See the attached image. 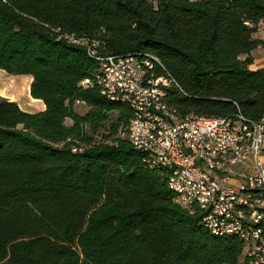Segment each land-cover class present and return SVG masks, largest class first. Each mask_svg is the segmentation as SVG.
Wrapping results in <instances>:
<instances>
[{"label":"trees","instance_id":"16d2710c","mask_svg":"<svg viewBox=\"0 0 264 264\" xmlns=\"http://www.w3.org/2000/svg\"><path fill=\"white\" fill-rule=\"evenodd\" d=\"M258 31L264 0H0V69L31 75L44 104L30 112L0 96V264H249L243 238L181 207L169 169L129 142L131 104L79 84L99 62L71 39L157 56L183 116L260 119ZM250 225L264 238V219Z\"/></svg>","mask_w":264,"mask_h":264},{"label":"built area","instance_id":"2783aa9c","mask_svg":"<svg viewBox=\"0 0 264 264\" xmlns=\"http://www.w3.org/2000/svg\"><path fill=\"white\" fill-rule=\"evenodd\" d=\"M71 41L85 45L88 54L99 62L97 72L79 84H96L106 97L132 102L135 130L127 139L136 149L146 150L153 162L173 166V183L181 192V201L176 202L181 207L193 210V196H200L204 201L201 219L216 228L227 214H246L253 221L264 218V164L260 158L264 119H247L241 114L224 122L220 116L185 118L166 99L169 88L182 89L170 81V73L157 56L132 61L131 55L98 52L96 38ZM238 141L245 142V149L238 150ZM229 149H236V159H223V151ZM205 151L216 152V160H205ZM246 158L251 159V171L243 174L240 166ZM237 176L241 178L239 185L227 183ZM247 186H257V193H247ZM242 234L249 264H264V238L249 229Z\"/></svg>","mask_w":264,"mask_h":264},{"label":"bare ground","instance_id":"6f19581e","mask_svg":"<svg viewBox=\"0 0 264 264\" xmlns=\"http://www.w3.org/2000/svg\"><path fill=\"white\" fill-rule=\"evenodd\" d=\"M132 61H138L136 60L134 57H132ZM108 98L111 99H117V98H121L122 100L128 101L131 106H132V102H130V100L126 99V98H122V97H115V96H108ZM185 118H199V116H196V114H190L187 116H184ZM260 119H264V115L260 118ZM231 118H220V121H230ZM134 121H130L129 125H128V129H127V133L129 138H132L133 136V132H134ZM239 149H245V142H239L238 141V150ZM141 150V152L143 151L146 154V150L144 149H139ZM223 159L225 160H233L236 159V149H229V151H223ZM149 161H151L153 164H160L161 166L166 167L167 169H169V174H168V178H167V187L175 194V201H181V192H180V188L175 187L174 183H173V179L172 176H174V168L171 165L166 164L165 162H153L152 158H150L149 156L147 157ZM205 160H216V152L213 151H205ZM247 193H257V186H247ZM199 205L202 208H204V201L203 199H200V196H193V205ZM264 219V218H262ZM253 222H257V221H253L252 219L248 218V216H246V214H239V215H225V217H223L222 222L220 223V228H216L213 227V224H208L207 221V225L209 228H211L213 231L217 232V231H223L225 233H230V231H232V233H236L238 234L241 238H243L244 244H245V236H242V230H252L249 227H251V223ZM253 231H257V230H253ZM258 235L260 238H262L260 236V233L258 232ZM244 253V252H243Z\"/></svg>","mask_w":264,"mask_h":264},{"label":"rangeland","instance_id":"374dc122","mask_svg":"<svg viewBox=\"0 0 264 264\" xmlns=\"http://www.w3.org/2000/svg\"><path fill=\"white\" fill-rule=\"evenodd\" d=\"M255 36L261 38V40L264 39V33L262 31H258ZM260 51L264 52V45L255 49L253 58H260ZM255 63H258V61ZM31 80V75H13L0 69V96L17 102L19 105L18 107L25 111L35 112L41 110L44 107L42 101L35 99L30 95L29 89ZM76 110L82 114L88 110V106L79 103L76 105ZM66 123L69 124L70 120H66ZM90 133H92L93 142H100L103 140L104 135L108 133V130L106 125H103L99 129Z\"/></svg>","mask_w":264,"mask_h":264},{"label":"crops","instance_id":"0c3cea01","mask_svg":"<svg viewBox=\"0 0 264 264\" xmlns=\"http://www.w3.org/2000/svg\"><path fill=\"white\" fill-rule=\"evenodd\" d=\"M258 48V47H257ZM254 51H255V49L252 51V56H254ZM259 55H260V58H253V63L252 64H250V68H252V69H256V68H260V67H264V52L262 51H260L259 52ZM257 59V60H256ZM258 61V63H255V62H257ZM42 109H44V107L42 108ZM41 109V110H42ZM260 158H261V160H262V162H263V164H264V148H263V151H262V153H261V155H260ZM251 159L250 158H246L245 160H244V162H243V164L240 166V171L243 173V174H248V173H250V171H251ZM240 182H241V178H239V176H237V177H234V178H230L228 181H227V183L228 184H230V185H233V186H237V185H239L240 184Z\"/></svg>","mask_w":264,"mask_h":264}]
</instances>
